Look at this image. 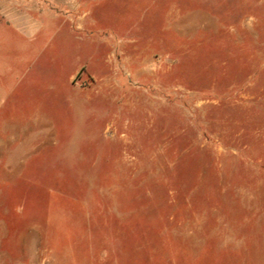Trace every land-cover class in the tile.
I'll list each match as a JSON object with an SVG mask.
<instances>
[{
    "label": "rangeland",
    "instance_id": "374dc122",
    "mask_svg": "<svg viewBox=\"0 0 264 264\" xmlns=\"http://www.w3.org/2000/svg\"><path fill=\"white\" fill-rule=\"evenodd\" d=\"M15 1L0 264H264V0Z\"/></svg>",
    "mask_w": 264,
    "mask_h": 264
},
{
    "label": "crops",
    "instance_id": "0c3cea01",
    "mask_svg": "<svg viewBox=\"0 0 264 264\" xmlns=\"http://www.w3.org/2000/svg\"><path fill=\"white\" fill-rule=\"evenodd\" d=\"M15 2H21V0H16ZM4 16H6L4 17L5 21H0V29H1L0 30V42L2 38L1 35H4L7 29L9 30L10 28L11 30L14 31V38H12L14 41L21 43L22 38L25 37L24 39H29L27 41L29 44L32 43L33 38L37 39V36H39L38 34L39 32H41V30L44 29L43 32L45 33L48 28L52 32V27L58 32L57 33L52 32L51 36H53V34L55 33L56 34L60 33V31L62 30L64 31L66 35L65 37H68L70 34L69 33L70 30L68 29V26L61 27L58 24L60 22L59 18H65L67 22H70L71 20L73 21L74 19V17H37V18L28 17L29 19L26 20L25 18H23L22 14L20 13H10ZM51 40L54 41V37L51 38ZM51 40L48 38L47 44H45L43 47L44 49H48L49 47H51ZM52 47H55V46L53 45ZM56 71H59L58 65H57ZM59 85L63 86L64 82L61 80ZM65 85L67 86L69 85L68 81H66ZM13 87L11 88L12 90L10 92L8 91L9 95H7L8 92L5 91V89H4V92L2 91L3 94L0 96V118H5L6 116H9V117L20 116L21 112H23L24 110H28L30 112L29 115L31 117H36L37 114L36 113L32 114L31 112L37 111L38 101L36 99H26L25 97H23V94L19 95L17 98H14V96L11 95V93H14L17 89ZM45 92L53 94L54 91H53V88L47 86V90H45ZM58 92H60L59 89H58Z\"/></svg>",
    "mask_w": 264,
    "mask_h": 264
}]
</instances>
